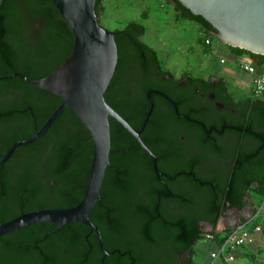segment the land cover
Here are the masks:
<instances>
[{
    "label": "trees",
    "instance_id": "trees-1",
    "mask_svg": "<svg viewBox=\"0 0 264 264\" xmlns=\"http://www.w3.org/2000/svg\"><path fill=\"white\" fill-rule=\"evenodd\" d=\"M170 2L180 20L200 26L197 44L206 54L214 50L212 42L217 39L234 56H248L259 69L264 67V54L224 43L201 15L193 14L179 0ZM95 9L99 16L105 13L104 0H97ZM146 12L142 20H131L116 29L119 53L125 33L137 36L146 31ZM133 28L140 30L134 33ZM73 45V32L52 0H3L0 156L15 141L31 137L62 103L60 96L14 74L43 78L66 60ZM141 45L148 46L146 42ZM61 46L66 54L60 51ZM223 81V99L235 104L238 112L217 119L215 129L232 134L233 144L225 147L219 137L202 142L209 148L208 154L223 158L222 165L200 172L196 160L205 152L195 151L184 168L196 174L160 187L149 180L152 176L142 163L143 154L134 136L110 118V164L101 198L89 214L109 253L101 248L98 234L83 223L57 229L54 223L39 222L0 236V264H196L200 240H210L217 248L224 245L229 230L212 232L209 238L200 223L216 229L227 203L242 209L249 194L264 198V97L253 90L254 96L237 99L229 81ZM107 91L105 99L112 105ZM138 118L137 126L129 122L136 129L142 125ZM92 156L93 141L87 128L72 108L65 109L44 136L17 147L0 164V223L25 212L77 205L86 190ZM111 163L123 167L116 170ZM210 251L208 247L209 257Z\"/></svg>",
    "mask_w": 264,
    "mask_h": 264
},
{
    "label": "water",
    "instance_id": "water-1",
    "mask_svg": "<svg viewBox=\"0 0 264 264\" xmlns=\"http://www.w3.org/2000/svg\"><path fill=\"white\" fill-rule=\"evenodd\" d=\"M74 35V45L66 60L47 76L23 79L32 86L62 98V103L50 115L44 125L31 137L15 141L0 156V164L6 162L14 150L35 142L46 134L57 117L72 108L79 121L87 128L93 141V156L86 190L82 200L69 208H43L25 212L0 223V236L39 222H50L58 229L80 222L95 231L103 251L100 229L89 214L101 198L105 173L110 164V118L117 120L144 146L140 132L121 116L105 99V92L114 76L118 63V45L115 31L102 25L95 6L97 0H52ZM193 14L201 15L217 30L216 36L233 47L264 54V0H179ZM3 0H0V8ZM156 166V162H155ZM227 208L231 210L230 203ZM231 223L222 228L229 230L241 224L240 211L233 209ZM224 217L220 218V220ZM219 220V222H220Z\"/></svg>",
    "mask_w": 264,
    "mask_h": 264
},
{
    "label": "flooded vegetation",
    "instance_id": "flooded-vegetation-1",
    "mask_svg": "<svg viewBox=\"0 0 264 264\" xmlns=\"http://www.w3.org/2000/svg\"><path fill=\"white\" fill-rule=\"evenodd\" d=\"M165 1L171 4L170 0ZM171 6L175 7L173 4ZM149 19L144 22V33L137 36L125 33L120 38L123 48L107 95L112 101L111 106L128 122H133V126H137L138 117L142 118L141 127L147 119L139 134L144 146L134 139L142 151V163L147 165L146 170L152 176L149 180L162 187L168 182L186 181L185 176L196 174V171L189 172L184 168L195 151L205 152L203 157L196 160V168L200 172L205 173L212 167L222 165L223 158L208 154L209 148L202 142L219 137L225 147L232 145L233 135L225 130L217 131L215 122L228 115H235L238 111L235 104H229L223 99V79H226L223 75L215 72L178 74L163 64L157 51L161 46L160 40L157 38L155 46H152L143 39L148 32ZM132 30L137 33L140 29ZM158 35L159 30L153 36ZM61 41L64 42L63 37ZM143 42L148 46L143 47ZM62 46L60 51L66 54ZM20 73L24 74H15ZM141 127L135 129L139 131ZM236 139L234 143L238 145L239 138ZM115 164L111 163V166L116 170L119 166L123 167L120 163ZM175 168L184 169L175 171ZM230 207L231 210H226L232 216L236 206Z\"/></svg>",
    "mask_w": 264,
    "mask_h": 264
},
{
    "label": "rangeland",
    "instance_id": "rangeland-1",
    "mask_svg": "<svg viewBox=\"0 0 264 264\" xmlns=\"http://www.w3.org/2000/svg\"><path fill=\"white\" fill-rule=\"evenodd\" d=\"M105 13L102 14L101 23L109 30L123 28L131 20H142L145 11L149 14L147 21L148 32L143 39L152 46L158 38L161 46L157 48L163 64L172 71L180 73L203 74L215 72L223 75L229 81L236 98L251 96L252 90L240 89L235 83H246V80L236 76L243 73L233 64L235 56L219 40L213 39L214 50L206 54L197 44L200 26L190 21H182L175 9L165 0H104ZM159 30L158 36H153ZM225 58L226 63L220 59ZM233 65V66H232ZM246 73H244L245 75ZM248 75V74H247ZM249 83V82H248ZM248 85V84H247ZM250 88V87H249ZM254 92V91H253ZM255 94V93H254ZM254 96V95H253ZM264 208V203L262 205ZM211 242L202 239L197 244L196 264H204L207 260V248Z\"/></svg>",
    "mask_w": 264,
    "mask_h": 264
},
{
    "label": "crops",
    "instance_id": "crops-1",
    "mask_svg": "<svg viewBox=\"0 0 264 264\" xmlns=\"http://www.w3.org/2000/svg\"><path fill=\"white\" fill-rule=\"evenodd\" d=\"M233 64L239 69L236 62ZM239 71L241 70L239 69ZM244 73L240 76H237L236 75L237 73L234 71V73L230 76H236L244 80H246V77L249 76V80H250L248 81L249 83L237 82L235 84L240 89L248 88L249 90H252L253 77L249 74L247 75V73L244 75ZM246 199L248 201L247 204L242 209L240 208L238 209L240 211V217L242 220L241 223L246 224L247 226L250 227H254L255 225H261L262 230L255 232L252 241H249L246 245L234 249L232 253L235 255L236 264H251L252 262H258L259 264H264V208L262 207L264 203V198L259 197L258 195L252 193L249 194L246 197ZM223 215L224 217L220 220V222H218L216 229H213V227L207 222H201L200 225L202 227V231L206 235L212 232H223L222 228L230 224L233 218V215L232 216L228 215L227 210L224 211ZM210 247H211L210 252L217 250V246H215L213 242H211ZM207 255H208L207 260L205 261L204 264H208L209 262L212 261L208 253ZM219 264H226V262L222 259L219 261Z\"/></svg>",
    "mask_w": 264,
    "mask_h": 264
},
{
    "label": "built area",
    "instance_id": "built-area-1",
    "mask_svg": "<svg viewBox=\"0 0 264 264\" xmlns=\"http://www.w3.org/2000/svg\"><path fill=\"white\" fill-rule=\"evenodd\" d=\"M207 42L209 41L207 40ZM220 62L225 63L226 59L221 58ZM235 62L242 72H245L253 77L252 85L254 93L258 96L264 97V67L259 69L253 60L248 56L237 55L235 56ZM261 230V225L250 227L243 223L229 229L224 245L210 253L212 261L208 264H219V261L222 259L226 262V264H236V258L232 251L240 246L246 245L249 241H252L254 233ZM207 237L211 238L212 236L208 234ZM251 264L259 263L252 262Z\"/></svg>",
    "mask_w": 264,
    "mask_h": 264
}]
</instances>
